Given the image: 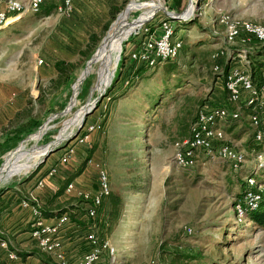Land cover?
Wrapping results in <instances>:
<instances>
[{
  "label": "rangeland",
  "instance_id": "1",
  "mask_svg": "<svg viewBox=\"0 0 264 264\" xmlns=\"http://www.w3.org/2000/svg\"><path fill=\"white\" fill-rule=\"evenodd\" d=\"M130 1L77 0L65 15L57 12L60 0H48L47 7H53L49 16L28 13L0 30V128L7 127L17 113L27 111L32 118L6 135L0 132V169L5 164L0 178L8 179L0 184V219L9 213L6 202L32 197L40 204L33 194L37 183H62L56 175L60 177L66 168L76 170L89 159L91 190L96 188L98 164L108 174L111 195L121 201L120 223L118 219L110 229L104 222L100 235L115 249L117 264H179L182 256L193 259L185 264H264V230L249 222L247 215L253 211L242 207L243 214L237 217L235 209L251 175L264 197V168L260 170L264 163L258 166L254 161L257 152L264 155V144L259 151L245 152L247 160L240 172L201 155L190 169L173 163L175 143L189 136L202 107L239 112L237 121L219 125L237 150L247 137L239 135L240 130L254 129L244 109L228 102L224 77L213 70L211 56L220 49L232 58L230 64L247 61L239 51L253 42L246 47L225 44L216 19L227 13L264 25V0H183L179 12L190 13L182 22L186 29H174L173 38H183L179 55L154 69L133 64L129 55L168 18L153 2L133 0L125 29L107 55L104 78L95 90L90 62ZM168 1L161 0L172 12ZM110 9H117L113 18ZM146 13L152 17L145 22ZM175 23L171 22L173 27ZM57 62L64 63L63 69L73 67L61 82L54 68ZM137 71L142 74L132 80ZM82 112L89 113L83 126L100 129L88 142L74 143V155L62 164L67 146L58 148L77 129ZM46 147L52 153L36 166L42 158L38 153ZM52 169L56 174L50 176ZM29 182L34 188L26 192ZM9 187L13 191L6 192ZM67 203L81 206L82 216L86 215L88 205L82 199ZM4 227L0 225L1 230Z\"/></svg>",
  "mask_w": 264,
  "mask_h": 264
},
{
  "label": "built area",
  "instance_id": "2",
  "mask_svg": "<svg viewBox=\"0 0 264 264\" xmlns=\"http://www.w3.org/2000/svg\"><path fill=\"white\" fill-rule=\"evenodd\" d=\"M77 0H60L57 5L59 14H69ZM45 0H0V30L19 21L28 13L39 14ZM216 24L223 29V40L227 45L248 46L251 42L264 44V25L252 23L239 19L233 15L224 13L216 19ZM145 32L147 30L145 29ZM174 29L171 21L164 20L157 30L146 35L138 50L129 55V60L136 65L154 68L156 65L175 60L181 48L180 41L174 39ZM240 58L242 56L238 55ZM225 57L223 50H217L213 54V59L218 61ZM41 63V61L39 62ZM216 73H222L224 77V90L228 96V102L232 105H240L242 108L250 109L253 114L249 116L250 123L256 131V140L261 142L264 137V83L255 84L252 81L249 63H233L228 65L226 73L216 64L213 68ZM232 120L239 118L238 111H231L226 107L219 109H208L202 107L189 129V136L186 139L175 143V153L173 157L174 165L179 169H190L194 166L198 155L216 158L226 164L233 171H239L247 160V155L243 151L237 150L226 141L225 133L220 128L222 122L227 118ZM86 124L72 144L67 145L61 163H68L74 155L73 144L82 145L88 142L89 136L100 129L98 125ZM254 161L258 166L264 163V155L257 152ZM88 164H92L89 161ZM96 168V188L92 192L77 191L76 197L82 199L88 206L86 208L87 230L82 235L84 252L76 259L74 264H100L104 254L107 256V264H117L115 249L100 237L102 233L101 207L104 200L110 195V183L107 172L101 165ZM56 174V169L49 172L50 176ZM249 187L254 186L253 178L246 179ZM43 183H37L36 188H42ZM75 187L73 183L67 185L65 193H73ZM260 201L259 192H246L235 203L237 217L242 216V207H247L249 211L258 208ZM39 204L35 198H30L22 202L23 208H29L32 212V224L29 236L42 254L47 255L54 264H73L69 261L61 233L69 225L67 215H61L53 223H47L41 217L37 206ZM0 248L7 253V258L11 261L17 256L8 251V244L0 239ZM48 264V263H41Z\"/></svg>",
  "mask_w": 264,
  "mask_h": 264
},
{
  "label": "trees",
  "instance_id": "3",
  "mask_svg": "<svg viewBox=\"0 0 264 264\" xmlns=\"http://www.w3.org/2000/svg\"><path fill=\"white\" fill-rule=\"evenodd\" d=\"M182 2H183V0H169L167 7H168V9H171L173 7L174 10L172 12L173 13L180 14L181 12H179V11H180V9L182 7ZM47 6H48V0H45V3L42 6L41 11L39 13L40 15H43L44 17H46V16H49L50 14H52L53 7L52 6L47 7ZM116 11H117V9H112V10L110 9V11L108 13L109 16L111 18H113L114 17V13H116ZM166 20H168V19H166ZM183 21L184 20H182V21H176L175 26L173 27V29H175V28L176 29L179 28V30L186 29L185 27H187V25H186V23H182ZM194 24H195V21H194ZM105 28L107 29V26ZM178 40L180 41V44H181V47H182L183 38L180 37ZM252 44H251V46H249L250 45L249 44L248 45L249 47H246L247 48L246 51L240 50L239 52H240V54H244L245 57L247 56V59L246 60L249 61L248 63H249V69H250V74H251L252 81L255 84H262V83H264V44H259V43H256V42H253ZM200 45H203V44H200ZM179 52H180V50H179ZM216 52L217 51H215L214 53H216ZM213 54L211 56V62L213 64V66H215L216 64H218V66L220 68L223 67L224 72L226 73L229 64L228 65L225 64V60L230 63L231 60H232V58L230 59L227 55H225V57L219 59L218 61H215L212 58L213 57ZM178 55H179V53H178ZM167 62H171V61H167ZM164 63H166V62H164ZM161 64H163V63H161ZM161 64L156 65L154 68L160 66ZM63 66H64V63L57 62V63L54 64L55 70L60 73V82H61L62 79L65 80L68 77L67 75H69L73 71L72 70L73 67H71L72 65L69 66V67H71L69 70L67 68H64L63 69ZM154 68H151V69H154ZM133 74L134 75L132 77L133 78L132 80H135V79L139 78L140 74H142V73H141V71H137V72H135ZM60 82H58V85L61 84ZM39 101H40V99H39ZM219 108L220 107H218L216 109H219ZM243 109L245 111V115H249L250 116L251 114H253V112L250 109H247V108H243ZM29 114L30 113H28L27 111H24L21 114L20 113H17L15 115L14 119H11V120H8L7 121L8 122L7 123V127L1 128L0 129V132L3 135H6V134H8V132H9L10 129H14L15 130L18 127L20 128V126H24L23 124L26 121H28V120L30 121V119H32ZM237 120L238 119L232 120L230 117L226 119V121H237ZM241 134L243 136L244 135H247L246 142L243 143V145H242L243 148L247 152H251V151H255V150L256 151H259L260 149H262L261 148L262 147L261 145L264 144V137H263V139H262L261 142H258L256 140V135H255L256 134V131L254 129L252 130L251 133H248L246 130H240L239 135H241ZM88 161H89V159H86V161L83 164H81V166L73 172V174L71 175V177H69L61 185V187L58 190V192L54 195V197L52 198V200H50L48 203H46L44 205H41V204H36L35 205V203H31L32 205L37 206V209H38L41 217H43V218H53V217H59V216L65 214V215H68L69 223L72 222V221H76L80 226H83L84 225V223H82L81 221H79V218L83 214V209H82L81 206H79L77 204L66 203L64 205H59L58 207L55 208V210H52L51 209V205H52V203L54 202V200L57 197H59L60 195H62V193H63L64 189L66 188V186L71 181H73L74 179L78 178L83 173V171L86 168V165H87V162ZM263 168L264 167H262L260 170H262ZM240 170L237 171V172H240ZM250 178L255 179L256 176L255 175H251ZM255 181L257 182L256 183V185H257L258 184V181L256 179H255ZM256 185H254L252 187H249L245 183L246 189L244 190V192H242V194L240 195V197L244 193H246V192H257V186ZM5 191L6 192H9V189H6ZM23 198L27 200V197H23ZM239 198H237L236 201ZM263 199H264L263 194L260 193V201H259V204H258V208L255 211L250 212L247 215V218H248L249 222L253 226H256L258 228H261L262 230H264V200ZM104 201L105 202H103V204H102L101 213H100L101 224L103 225L104 222H105V224H107V222H108V225H109L110 229H112L114 227V225L117 223L118 219H120V216H121V201H120V198L119 197L114 196V195H111V192H110L109 197H107ZM0 215H2V214L0 213ZM102 217H103V220H102ZM32 222L33 221H31L30 226H31ZM87 228L88 227H86L84 229V231L87 230ZM0 239L2 241H5L8 245H10L11 238L10 237H7L6 234L1 229H0ZM10 249L13 250L21 258H25L27 255L37 256L42 261V263L54 264L47 255L42 254L36 248L33 249L30 252H27V253L26 252L15 251L14 249H12V246H10ZM188 260H193V259H190V257H184V256H182L181 259H180L181 262L179 264H185L183 262H188ZM0 264H5V263L0 262Z\"/></svg>",
  "mask_w": 264,
  "mask_h": 264
},
{
  "label": "crops",
  "instance_id": "4",
  "mask_svg": "<svg viewBox=\"0 0 264 264\" xmlns=\"http://www.w3.org/2000/svg\"><path fill=\"white\" fill-rule=\"evenodd\" d=\"M151 17H152L151 13H146L145 19H144L145 22ZM157 29L158 28H156L155 30ZM2 123H3V120L0 121V125ZM3 127L5 126H2V128ZM246 139H245V142H246ZM240 147L242 148L240 149V151H243L244 153L247 152L241 144H240ZM74 171L75 169L66 168V170H64V173L62 174L60 173L61 174L60 177L59 175H56V178L62 181V183H60L59 181L55 182L54 184L45 183V186H43L42 188H34V185H32L33 183H31L32 180L37 178V175H36L34 178L31 179V182L27 183L24 186L25 190L27 189L26 192H29L31 189L34 188L33 194H36L38 196L40 204L44 205L48 203L50 200H52L54 195L60 189L61 185L69 177H71ZM90 176L91 175L89 173V170L85 168L83 173L78 178L70 182V183H73L75 187L73 193L67 195L65 193V189H66L65 188L62 195H60L54 200V202L51 205V209L55 210V208L58 207L59 205H64L67 202L73 199H76L77 197L75 193L77 191L91 192L92 188H91L90 178L92 176L91 177ZM37 181L38 180H36V182ZM8 189L13 191V189L10 187ZM13 201L9 203L6 202L5 204V206L7 207L6 210L9 211V213L5 215L3 220L0 219L1 220L0 225H2V227H4V225L7 227V228L4 227L5 229H3L2 231L6 234L7 237L11 238L10 245H8V251L14 253L17 256V259L14 261L9 260L7 258V253L0 248V262H3L5 264H41L42 261L37 256L27 255L25 258H21L13 250L10 249V246H12V249H14L15 251L26 252V253L35 249V246L32 243L30 236H29L30 223L33 219L31 209L22 207V202L25 201V199L24 200L21 199V201H18V202L16 201V203H14ZM56 218L57 217L44 218V219L46 220L47 223H53ZM120 219H121V216H120ZM120 219H119V223H120ZM79 221L84 223V225L80 226L76 221H72L61 233V238L64 243L67 257L69 261L72 262L73 264L75 263L76 259H78L84 252L82 235L84 233V229L88 227L87 222H86V215L81 216L79 218ZM110 245L112 246L111 243ZM100 264H107L106 254H104V256L102 257Z\"/></svg>",
  "mask_w": 264,
  "mask_h": 264
},
{
  "label": "bare ground",
  "instance_id": "5",
  "mask_svg": "<svg viewBox=\"0 0 264 264\" xmlns=\"http://www.w3.org/2000/svg\"><path fill=\"white\" fill-rule=\"evenodd\" d=\"M132 1L133 0L130 1V3L128 4L126 9L118 16V18L116 19V21L112 25L111 29L109 30V32H108L105 40L103 41L102 45L99 47L95 56L92 58V60H91L92 62H90L91 65H90L89 71H95V77H96L95 90L98 88L102 79L104 78V75H105L104 67H105L107 55H108L109 51L113 48V46L116 43L119 36L122 35L123 30L125 29V24L127 22V18L129 16V13H130L131 8L133 6V3H131ZM148 1L149 2L151 1L154 4L158 5V7L156 9H158L159 11L163 8L161 0H148ZM189 13H190V11L188 13H186L185 17H188ZM143 23H141V24H143ZM137 26H139V25H135L134 28ZM83 115H84V112L80 113L79 117L76 119V120H79V123L82 121ZM64 135H65V133L62 136H60V138L58 137V140L54 143V145L59 144L63 140ZM48 149H50V147H46L45 150L41 151L38 154L43 156L48 151ZM4 166H5V164L3 165V167ZM6 181H8L7 178H4V177L0 178V184L3 182H6Z\"/></svg>",
  "mask_w": 264,
  "mask_h": 264
},
{
  "label": "water",
  "instance_id": "6",
  "mask_svg": "<svg viewBox=\"0 0 264 264\" xmlns=\"http://www.w3.org/2000/svg\"><path fill=\"white\" fill-rule=\"evenodd\" d=\"M161 10H162V12L164 13V15L167 16V18L169 19V21H171V22L182 21V20L185 21L186 19L189 18V17H185V15H186V11H185V12H182V13H180V14H177V13H173V12H169V11H167L164 7H163ZM112 25H113V24H112ZM112 25L110 26L109 30L111 29ZM109 30H108V31H109ZM101 98H102V97H101ZM101 98H100V99H101ZM100 99H99V100H100ZM88 114H89V113H85V114L83 115L82 121H81V123L78 125L77 129H76L73 133H71L70 135H68L67 137L64 138L63 144L60 145V147H59L58 149H61V148H63V147H66V146L69 144V142H71V141L74 140V138L78 135V133H79V132L81 131V129L83 128L84 120L86 119V117H87ZM50 153H52V151H47V152L42 156V158L40 159V161L37 163L36 166H38L40 163H43V162L45 161V159L48 157V155H49Z\"/></svg>",
  "mask_w": 264,
  "mask_h": 264
}]
</instances>
